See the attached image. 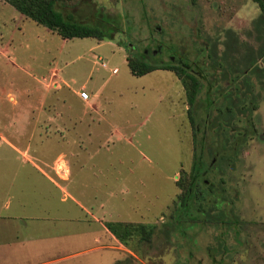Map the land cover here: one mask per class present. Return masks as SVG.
<instances>
[{
  "label": "rangeland",
  "instance_id": "rangeland-1",
  "mask_svg": "<svg viewBox=\"0 0 264 264\" xmlns=\"http://www.w3.org/2000/svg\"><path fill=\"white\" fill-rule=\"evenodd\" d=\"M58 3L59 11L78 22L94 25L103 18L100 29H118L111 41H63L55 32H46L30 21L21 24L25 34L15 36L12 55H0V212L5 215L8 204L10 210L17 211L21 201L29 215H77L85 219L83 211L89 210L100 218L103 201L106 224L139 223L157 229L150 243L132 240L134 250L115 241L110 249L97 251L91 248L100 245L82 229L85 225L78 224L77 245L66 251L72 256L64 259L67 253L57 246L43 250L44 258L52 261H27L33 256L28 250L25 261L3 259L0 264H212L214 259L209 256L222 259L216 253L218 237H223L229 249L226 261L264 264V23L258 6L252 0ZM160 43L183 53L179 57L186 55L191 68L195 61L198 68L187 69L198 76L205 60L204 54L198 57V51L207 43L211 47L218 67L206 60L209 64L201 72L198 103L191 114L186 88L173 72L156 70L140 77L130 72L128 58L133 47L141 54L145 49L156 50ZM169 55L164 52L156 58L157 63H167ZM250 64L254 71L259 66L262 71L242 77ZM115 68L119 72L113 75ZM208 83L216 84L211 90L216 105L210 111L202 101L207 97ZM87 90L97 92L94 118L100 126L92 138L84 132L90 115L86 116L88 110L76 98ZM225 91V99H219L218 94ZM225 105L233 107L230 124L246 137L237 153L220 159L216 172L206 178L221 184L224 196L234 202V214L241 222L238 242L233 229L216 228L213 222L202 224L199 216L195 223L186 219L183 225L176 224L183 193L177 183H189L205 121L216 126L223 110L225 122ZM200 109L204 110L201 119ZM191 115L200 129L197 134ZM209 125L207 162L215 155L208 154L209 149H214L213 153L227 150L217 144ZM236 135L231 129L226 132L228 139ZM13 146L20 151L29 149V153ZM79 147L87 150L79 152ZM200 205L201 199L193 201L192 215L198 213ZM65 225L47 224L55 242V234H64ZM5 226L0 220L3 248ZM58 237L64 242L65 235ZM1 251L15 254L14 249Z\"/></svg>",
  "mask_w": 264,
  "mask_h": 264
},
{
  "label": "trees",
  "instance_id": "trees-1",
  "mask_svg": "<svg viewBox=\"0 0 264 264\" xmlns=\"http://www.w3.org/2000/svg\"><path fill=\"white\" fill-rule=\"evenodd\" d=\"M1 1H4L12 5L17 11L22 13L27 19L31 20L32 22H35L40 26L48 28L49 30L55 32L64 40L94 38L99 41H111L114 38L113 37L114 32L118 29L115 28L114 26H110L108 32H105L103 31V29H100L101 25H103V21H104L102 20L103 18H99L97 24L88 25L76 21L75 18L71 15L65 16L57 8L59 4L58 3L59 0H1ZM252 1L260 9L261 20L264 23V0H252ZM206 45L209 46L208 43ZM135 49H136L135 47L131 49L132 53L128 58V66L131 74L140 77L147 75L151 72H154L156 70L174 71L178 76V78L182 80V83L186 88L187 100L190 107L189 111L191 114L192 110H194L195 106L198 103V94L200 91V82L198 78L194 74L190 73L188 69H185L180 63L177 65L172 63L169 64L154 63L153 55L151 54L150 49H148L149 52L147 55L145 53H141V54L136 53L134 52ZM205 50L207 52L209 50V47H205ZM262 56H264V52ZM188 63L189 62L186 61V66L188 65ZM250 66L251 64L247 67V69ZM226 108L227 109L225 110V116H224L225 122L217 123L218 119L215 120V123L219 124L216 132L217 144H220V146L224 150L227 149L228 151L230 150L234 151L236 144L241 145L245 140V136L236 135V130L238 127H233V124L230 125L229 116H228V114L233 112V107L226 106ZM220 112L223 116L224 112L221 110ZM190 120L192 125L196 129L197 121L195 116L191 115ZM229 129H231V131H233L236 135L233 139L232 138L228 139L226 136V132ZM196 132L197 131H195V133ZM201 134L202 135L200 141L201 144L200 153H198V155L196 156L194 166L192 169L193 178L190 179L187 185L182 183H177L178 187L183 191L181 196V203L179 204V207L176 212L177 226L183 225L185 223L184 220L186 219L191 221L192 220L191 217L196 216V212L193 213V215L191 214V211L194 212L193 196H192L193 195L192 192L194 191V188L192 183H194L193 180L198 177L200 170L201 173L204 171V169L202 170V168L205 166V163L207 162V154L205 153L207 139L204 130L203 133L201 132ZM213 151L214 149H209L208 154L210 155L215 154L213 153ZM220 156L223 158L224 156H226V153L222 152ZM200 163H201V169H200ZM195 194L196 193L194 192V195ZM188 214H189V218L187 217ZM107 228L119 242H121L124 246L130 248L131 250L134 248L131 245L132 240H137L139 244L150 243L157 229L155 225L139 224V223L138 224L122 223V222L108 223Z\"/></svg>",
  "mask_w": 264,
  "mask_h": 264
},
{
  "label": "crops",
  "instance_id": "crops-1",
  "mask_svg": "<svg viewBox=\"0 0 264 264\" xmlns=\"http://www.w3.org/2000/svg\"><path fill=\"white\" fill-rule=\"evenodd\" d=\"M2 10V11H1ZM4 13V14H3ZM6 15V16H5ZM31 20L27 19L22 13L17 11L12 5L0 1V55H12V44L15 41V36L17 34L24 35L25 34V27L24 25L21 26V24L29 23ZM35 23V22H34ZM36 24V23H35ZM38 25V24H36ZM40 26V25H39ZM45 28V27H44ZM49 32L48 28H46V32ZM39 38V37H38ZM65 41V40H63ZM85 89H87L85 87ZM88 91V90H87ZM90 98L88 100H83L81 97L76 96L78 100H80L88 110V113L86 116L90 115L88 119L85 120L86 125L84 128V132L86 133L87 138H92V136L95 134V130L98 126H100V122L96 123L97 121L94 118V115L97 114L98 111V102L96 101L97 98V92L96 91H88ZM13 149L20 151L16 147H12ZM87 148L85 147H79L78 151H86ZM23 154L29 153V149H26L24 151H20ZM80 154V153H79ZM76 156L79 158L80 155L76 153ZM62 157V156H61ZM64 157V156H63ZM26 161L32 163L33 166H35L38 171L47 176L50 180V182L54 183L55 186H58L61 190H64V188L56 182L52 177H50L44 170H42L37 164H35L30 158L26 157L24 158ZM29 159L31 161H29ZM69 165V173H71V166L70 162H67ZM104 202L101 201L99 205V209L102 212V216L99 218V216L95 215L93 212H90L89 210L83 211L86 215V218H80L77 215L76 216H59V217H52L50 215H29L27 211H25L24 204L19 201L18 203V209L10 210L9 204L7 205L8 209H6L5 215H3L0 212V220L2 222H5V231L6 239L4 242V248L0 246V260L5 261H17L19 258H21L22 261H25L29 255L27 252L28 250H31V256L29 260L27 261H52L49 259H45L43 256V250L46 251V249H55L57 246H59V250L64 249L65 253L69 249L76 247L77 245V235H78V224H83L85 226L82 227V229H85L90 232L92 237V242L97 246L95 248H91L92 250H105L110 249V245L112 242H119L113 234L109 231L107 228V224L104 221L105 212H104ZM66 223L65 225V233L64 234H55L58 236H64L65 240L62 242L61 237L56 238L58 240L55 242V238L52 235V231L47 232V224L50 223ZM47 233L49 236H47ZM74 235V239L71 238V236ZM47 241L49 243L46 245ZM56 243V244H55ZM120 243V242H119ZM30 246V248H29ZM7 249L9 251L10 249H14L15 254L12 255L9 252H2L1 250ZM91 250V251H92ZM42 254V255H40ZM54 256V255H53ZM69 253H67V256L63 257L64 259L67 257H70ZM52 257V256H51ZM61 258H57L56 261H62ZM42 264V263H39Z\"/></svg>",
  "mask_w": 264,
  "mask_h": 264
},
{
  "label": "flooded vegetation",
  "instance_id": "flooded-vegetation-1",
  "mask_svg": "<svg viewBox=\"0 0 264 264\" xmlns=\"http://www.w3.org/2000/svg\"><path fill=\"white\" fill-rule=\"evenodd\" d=\"M168 46L169 45L163 46V44L160 43L159 45H157L156 50H154V51L150 50L151 54L153 55V62L154 63H157L156 58H159L160 56L163 55L164 52H167V54L168 53L171 54V55H169V57H170L169 61L167 63H164L163 60H160L159 64L172 63V64L177 65L180 63L185 69H187L189 67L191 68V65L189 63L186 66V61L189 62V60H187V58L185 57L186 55H184V57H179L181 52L176 51V49L174 48L173 45H171V46L174 48V51H171L170 48L168 49ZM205 47H209V46L204 45L198 51V57L204 54V56L202 58L205 59V60L201 61V64L199 66L201 69V71L198 72L199 76L195 72H192V74H194L195 76L197 75V78L200 82V85L202 84L201 78L203 77V73L201 75V72L207 64L206 60L211 59L212 60L211 65L215 66V67L217 66L215 61L212 59L213 57H212L211 52L209 50L206 52ZM210 48L211 47H209V49ZM148 52H149L148 49H145L144 51H142V53H145L146 55L148 54ZM206 53H207V55H206ZM181 54H183V53H181ZM194 62L192 63L191 69H193L194 67H197L196 66L197 63L196 62L194 63ZM251 66L245 71V73L243 74L242 77L246 78V75H248L251 71H253V72H261L262 71L261 66H259L257 68V71H254L252 64H251ZM165 71H169V70H165ZM170 72H173L176 75V73L174 71H170ZM233 83H235V81ZM237 83H238V81H236L235 84H237ZM208 85H209V87H208L207 97L205 98V100H202V101H204L206 103V105H208L207 107H209V108H207V110L210 111V109H212L211 107L216 105L215 100L212 99V92H211V90L216 86V84L208 83ZM246 94H247V91H246ZM225 96H226V91L224 93L221 92L218 94L219 99H222V98L225 99ZM222 103H226L225 100ZM225 106H227V105H225ZM227 107H229V106H227ZM205 110H206V108H205ZM221 111H223V110H221ZM203 113H204V110L201 112V109H200V113L198 114L200 119H201V116ZM206 116H208V114ZM228 116H229V121H230V119H231L230 114H228ZM218 118H217L218 119L217 123H219V122L223 123L224 122V121H222L223 116H222L221 112H220V116ZM205 122L207 123V125L205 126L204 133L206 134L207 129H208V125H209V121H205ZM247 123H248V125L250 124L252 126V124L250 123L249 120H247ZM218 125L219 124H217L216 126H213V127L209 125L211 128L212 136L215 137L216 139H217V137H216L217 133L216 132L218 129ZM230 125H232V124H230ZM232 129H234V128H232ZM237 130H236V132H238ZM196 131L198 133L200 131V129L197 125H196ZM238 135H241V134L238 132ZM242 136L246 137V133ZM239 147H240V145L236 144L234 151L231 150L230 154H228L229 151L228 152L225 151V153H227L226 156L236 154ZM221 153H222V151H216L214 158L210 162L205 163V166L202 168V170L204 169V171L201 173V170H200L198 177L193 180V182H194V183H192L193 188H194V191L192 192L193 193V195H192L193 201L197 200V199H201L202 207L200 205V209H196V211H198V213L196 212V216L194 214L195 217H191L192 220L191 221L188 220V221L195 223V220L199 219L198 218V216H199L201 218L200 220H201L202 224L213 222L215 224L214 226L216 228L224 226L225 229H229V230L233 229L234 234L236 236L235 240L238 242L239 236H240V231H239L240 226L239 225L241 224V222L238 219V217L234 214V207H233L234 202L232 200L229 201L227 199V197L224 196V191L220 187L221 184H215L206 178L207 175H209V173H215L216 172L215 167H218V165L220 164L219 160L222 159V157L220 156ZM200 169H201V163H200ZM201 175H202V178H201ZM192 178H193V175H192ZM200 187H201V191H200ZM203 189L205 190L204 192H203ZM194 192L196 193L195 195H194ZM251 197L254 198L253 195H251ZM217 244H218V248H217L216 253H220L222 255V259L217 260V258L209 256L212 260L214 259V261H211L212 264H232V261H226L225 260L226 256L229 255V249L226 246L225 242L223 241V237H218ZM236 251H237V249L235 248L234 251H232V253L233 252L235 253Z\"/></svg>",
  "mask_w": 264,
  "mask_h": 264
},
{
  "label": "built area",
  "instance_id": "built-area-1",
  "mask_svg": "<svg viewBox=\"0 0 264 264\" xmlns=\"http://www.w3.org/2000/svg\"><path fill=\"white\" fill-rule=\"evenodd\" d=\"M100 61H103V60L100 58ZM101 66H102L103 68H105V69L108 68V65H107L106 63H104V62H102ZM118 72H119V70H118L117 68H115V69L112 70V74H113V75L118 74ZM80 97H81L83 100H88V99L90 98V95H89L88 92H86V91H82V92L80 93Z\"/></svg>",
  "mask_w": 264,
  "mask_h": 264
}]
</instances>
